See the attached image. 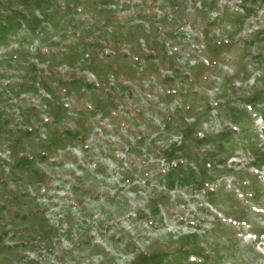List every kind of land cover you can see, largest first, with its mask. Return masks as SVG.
Segmentation results:
<instances>
[{
    "label": "rangeland",
    "instance_id": "374dc122",
    "mask_svg": "<svg viewBox=\"0 0 264 264\" xmlns=\"http://www.w3.org/2000/svg\"><path fill=\"white\" fill-rule=\"evenodd\" d=\"M80 3L76 26L106 30L85 37L100 82L47 69L41 37L0 24V264H264V0ZM15 7L0 0V22ZM84 36L50 33L41 53ZM172 63L190 91L174 99ZM183 102L197 136L164 126Z\"/></svg>",
    "mask_w": 264,
    "mask_h": 264
},
{
    "label": "trees",
    "instance_id": "16d2710c",
    "mask_svg": "<svg viewBox=\"0 0 264 264\" xmlns=\"http://www.w3.org/2000/svg\"><path fill=\"white\" fill-rule=\"evenodd\" d=\"M9 1L10 3H12L13 0H9ZM15 2H16V7L11 8V9H6V13H9V14L7 16H3L4 22H0V24L5 25L3 28V31H7V29H9L10 31L12 30L13 33L17 34L26 29L27 31L30 32V34L36 37H41L40 46L35 51L36 61L38 62L40 61V64L47 63L46 64L47 69H53L52 66L54 65H56L55 67L64 66V67L69 68L70 70H74L75 68H80L81 70L88 71L91 75H93L95 79H97L98 82H100L103 77H105V79H107L108 77H112L113 73L111 72L105 73L104 75H102V73L99 72V67L100 65H102V60L100 59L99 55L94 52V49H93L94 43L88 45L85 42V37L86 36L90 37L91 35L95 33V31L101 32L104 36L106 33V30H104V27L94 28V26L89 23L86 25H81L80 27L76 26L77 24L75 20V12L77 8L81 6L80 0H15ZM61 5L66 7V9L60 10L59 6ZM37 11H38V14H37ZM67 28L68 29L72 28V35L74 36H76L79 30H81L85 35L84 39L78 40V42L71 43V45L66 46L63 49L59 47L57 49V52L54 54L51 50V52H47V56H43L41 53V48L44 47L48 41H50L51 39L50 33L52 35V33H56L60 30H66ZM66 33L67 32L65 31L64 33L61 34V36L66 35ZM206 38L208 39V44L206 45L205 49L209 51L211 50V47L209 46L210 40L208 36H206ZM46 46L48 48L51 45H46ZM60 55H62V58L59 59L57 63L56 59ZM166 59H167L166 57H163L161 60L165 62ZM50 60H53V62H48ZM38 62L36 63L34 61L31 62V65H33L32 67H35L34 69H36V67L38 66L39 64ZM203 65L204 64H198L194 66L193 68H189V70L191 72H195L197 71L196 69L203 67ZM133 68H131V72L135 74H140L138 70H135V68L134 69ZM142 71H144V69ZM167 71L168 72L171 71V76H168V75L163 76V79H161L159 83L160 86L165 88L163 95L165 96L166 94H169L170 99H174L176 97L175 95H177L178 93L181 96L183 94L188 95L190 93L189 90L185 91L184 93L183 87H181V89L179 87V84H180L178 80L179 74H180L179 67L176 64L172 63L170 67L167 68ZM180 82L184 83V80ZM90 85H95V84L89 83L87 86H90ZM185 87L187 88V85H185ZM30 90H31L32 95L34 96L39 94L41 90L44 91L48 95L47 96L48 98L45 99L48 105L50 104L51 99L54 97V92L44 81L34 82L31 85ZM160 98L162 99V96H160ZM184 104L185 106L183 108L181 107L176 108V111L174 112L173 115L163 120L164 126L167 127V130H169L171 128L170 125L174 122L173 118H175L176 115H180L181 117L180 123H176L178 128L180 129L181 126H186L188 128H191V130L183 132V138H186L187 135H189L190 132L192 131L193 133L195 132V136H197L196 128L201 127L203 122L201 119H199V116L196 115L195 117L197 118L196 120H194L193 126L187 125V119L191 116L192 111H194L195 109L192 108L190 103H189V106H187L186 103ZM97 113L98 112L94 111L92 113V116L97 115ZM101 113H103V115L101 114L103 118H105L104 116L107 117L108 115H110L109 112L102 111ZM198 114H202V113L198 111ZM258 114L261 118L264 119V108L259 110ZM204 115H205V119L210 118V115L208 112H205ZM31 130H28V134L32 133ZM47 132H49V129ZM262 136L264 137V131L262 132ZM208 137L209 139L212 138L210 136H207L205 139V142H208ZM200 141L202 143L204 140L200 139ZM182 146L183 145L172 146L171 152H170L171 154L168 153L167 155L168 156L166 158L167 161H171L173 158V154L176 151H178L176 149ZM62 151L65 153L67 152V149L63 148ZM34 165H35V162L33 166ZM180 169L182 170L183 168L179 167L173 171L178 172V170ZM38 171L40 174L45 175V172H43L41 169Z\"/></svg>",
    "mask_w": 264,
    "mask_h": 264
}]
</instances>
